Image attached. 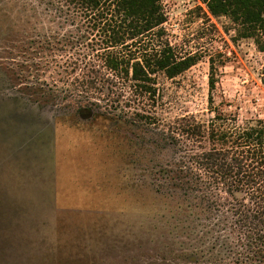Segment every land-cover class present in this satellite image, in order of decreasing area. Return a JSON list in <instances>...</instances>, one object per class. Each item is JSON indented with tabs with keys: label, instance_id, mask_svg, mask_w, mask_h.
Returning a JSON list of instances; mask_svg holds the SVG:
<instances>
[{
	"label": "rangeland",
	"instance_id": "374dc122",
	"mask_svg": "<svg viewBox=\"0 0 264 264\" xmlns=\"http://www.w3.org/2000/svg\"><path fill=\"white\" fill-rule=\"evenodd\" d=\"M163 4L171 39L203 57L174 79L158 75L145 108L156 124L107 113L100 97L22 98L21 89H48L59 77L35 54L8 61L19 43L0 38V184L13 190L0 197L25 206L20 220L33 231L21 264H184L183 210L166 196L167 171L182 152L167 149L168 126L185 116L207 125L217 112L240 124L264 120V53L252 40L231 41L224 18L202 29L201 0ZM217 51L229 58L211 101L208 57ZM25 59L38 66L27 70Z\"/></svg>",
	"mask_w": 264,
	"mask_h": 264
},
{
	"label": "trees",
	"instance_id": "16d2710c",
	"mask_svg": "<svg viewBox=\"0 0 264 264\" xmlns=\"http://www.w3.org/2000/svg\"><path fill=\"white\" fill-rule=\"evenodd\" d=\"M163 2L0 0V38L19 43L9 45L5 58L38 55L59 77L48 89H21L22 98L100 97L107 113L121 109L123 119L156 124V115L145 108L156 99L158 75L174 79L203 57L171 39ZM201 2L204 26L224 18L231 41L252 40L264 53V0ZM228 58L220 51L208 57L211 101L216 72ZM27 64L29 70L34 62ZM181 121L169 125L166 134L167 149L178 145L182 152L167 171L166 196L183 210L181 228L190 242L184 264H264V120L240 124L217 112L207 125L193 116ZM0 190L13 191L3 184ZM24 210L0 197V264H21L32 253L25 237L31 221L20 220Z\"/></svg>",
	"mask_w": 264,
	"mask_h": 264
}]
</instances>
